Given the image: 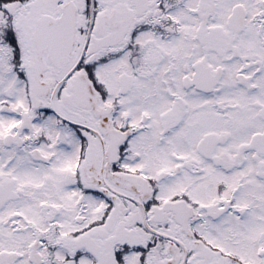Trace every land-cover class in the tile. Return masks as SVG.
<instances>
[{"label": "snow or ice", "instance_id": "1", "mask_svg": "<svg viewBox=\"0 0 264 264\" xmlns=\"http://www.w3.org/2000/svg\"><path fill=\"white\" fill-rule=\"evenodd\" d=\"M0 264H264V0H0Z\"/></svg>", "mask_w": 264, "mask_h": 264}]
</instances>
